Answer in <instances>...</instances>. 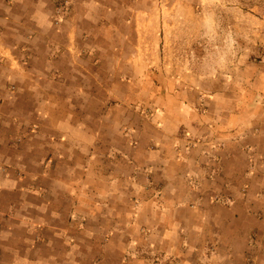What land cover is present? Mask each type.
I'll use <instances>...</instances> for the list:
<instances>
[{
    "label": "rangeland",
    "instance_id": "obj_1",
    "mask_svg": "<svg viewBox=\"0 0 264 264\" xmlns=\"http://www.w3.org/2000/svg\"><path fill=\"white\" fill-rule=\"evenodd\" d=\"M2 2L12 6L16 0ZM48 2L50 12L39 22L52 31L25 28L23 38L8 43L5 23L15 22L5 19L12 10L0 7L4 19H0V73L4 72L0 78V264H122L127 239L140 238L132 223L74 222V188H87V159L100 160L96 164L101 171L110 168V159H102L118 149H106L109 146L103 143L116 138L106 126L115 116L121 118L120 109L127 110L126 124L142 121L138 119L142 114V137L157 138L160 123L156 125L153 114L175 112L172 98L159 86L172 92L176 80L168 85L166 79L178 77L183 65L198 73L200 64L209 74L224 59L236 61L237 54L240 60L247 56L258 62L264 45V0ZM33 55L40 56L41 65ZM40 81L48 95L62 96V115L61 110L42 111L29 101L36 88L30 87ZM240 93L238 99L218 101L221 108L233 112L238 126L245 119L253 120L248 113L258 105L245 90ZM5 95L16 99L6 103ZM188 101L201 112L208 106L202 102L199 108L197 101ZM102 108L114 112L106 118ZM252 124L245 123L238 132V147L230 148L226 158L222 153V165L216 132L209 136L180 126L175 144L178 158H192L209 178L223 177V186L233 192L227 200L240 204L243 223L236 232L228 229L223 235L228 240L233 237L241 247V257L229 264H264V137L251 132L261 130L262 123ZM76 126H82L78 132ZM92 135L98 143L88 150ZM102 184L101 180L98 187L103 190ZM81 197L88 207L86 197ZM212 199L225 196L212 195ZM94 209L104 214L101 205ZM138 241L134 247L151 248L148 239ZM148 248L143 254L159 252Z\"/></svg>",
    "mask_w": 264,
    "mask_h": 264
},
{
    "label": "crops",
    "instance_id": "obj_2",
    "mask_svg": "<svg viewBox=\"0 0 264 264\" xmlns=\"http://www.w3.org/2000/svg\"><path fill=\"white\" fill-rule=\"evenodd\" d=\"M2 1L0 0V7L12 10V15L5 19L15 22L14 25L5 23V42L23 38L25 28L28 30L38 28L41 32L52 31L41 24V20H45L47 12H50L47 9L48 0H16L12 6H6ZM72 2L84 5L90 0ZM0 19L4 20L3 17ZM20 19L26 24L21 23ZM262 49V58L258 62L250 60L247 56L246 59L240 60L237 54L236 61L234 59L221 61V66L217 67L214 73L207 74L205 70L202 71L203 67H200V64L198 73L189 71L188 65H183V71L178 77L166 79L168 85L176 80L173 91L167 92L169 88L162 84L159 91L166 90L175 104L173 108L175 112L172 114L173 117L170 113L153 114L157 117L156 125L160 123L157 138L152 134L146 138L142 137V134H145L141 128L144 121L142 114L141 118H138L142 121L136 120L138 123L134 125L126 124L123 116L126 115V109H120L121 118L115 116L114 121L106 126L108 133H114L116 138L109 140L111 143L104 142L103 146H109L106 149L117 148L118 153H112L111 157L102 159L106 162L110 159V168L104 171L96 164L100 163V160L91 163V159H87V165L91 167L92 172L89 175L88 168L86 189L74 188L76 196L74 222L82 223L84 220L85 223H132L138 236L150 241L148 245L151 248L144 246L159 251L157 253L147 250L149 255L146 252L143 254L146 249L143 245L134 247L136 243L140 244L138 241L140 238L127 239L124 248L127 257L122 264H229L230 260L241 257L239 252L241 247L234 238L228 240L223 236L225 230L236 232L239 223H243L238 213L241 209L240 204L236 199L227 200L228 194L233 195V192L223 186V177L216 175L209 178L203 168L194 166L192 158H178L175 144L180 126H185L194 131L193 133H208L209 136L216 132L221 143L218 155L222 165L223 155L226 158L230 148L239 146L238 132L243 130L245 123L253 122L252 125H255L254 123L259 120L262 123L261 130L254 129L251 132H259L264 137V45ZM4 52L7 54V49ZM39 57L33 55L32 59L37 62ZM11 62L13 65L16 64L13 59ZM37 63L38 66L41 65ZM140 64L142 67V61ZM3 75L4 72L1 70L0 78ZM137 77L141 76H135ZM43 85L45 83L40 81L30 87L36 88L33 89L32 95H29V101L32 105H40L42 111L45 108L55 109L56 113L61 110L62 115L60 102L62 96L48 95V91L42 90ZM175 85L179 88L175 89ZM242 90L246 91L251 100H257L258 105L254 112L252 110V113H248L253 120L245 119L239 127L238 119L233 112L221 108L218 101L238 99ZM135 91L136 96H140L137 94L139 88H135ZM5 98L6 103H13L16 99L13 95H5ZM189 99L197 101L199 108L203 103H208V106L201 112L194 104H190ZM112 112H114L112 108L101 110L106 118L110 117ZM148 122L155 124L154 121ZM80 127L82 126H76L75 132H78ZM94 138V135L88 137V150L98 143ZM101 180L103 190L98 187ZM220 194L224 195L225 199H212V195ZM81 196L86 197L88 207H84ZM135 201L136 206L133 208L132 204ZM89 203H92V210ZM116 203H119V207L114 208ZM97 204L102 206L103 215L94 209Z\"/></svg>",
    "mask_w": 264,
    "mask_h": 264
}]
</instances>
